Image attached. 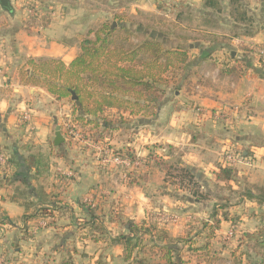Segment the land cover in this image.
<instances>
[{
  "label": "crops",
  "instance_id": "crops-1",
  "mask_svg": "<svg viewBox=\"0 0 264 264\" xmlns=\"http://www.w3.org/2000/svg\"><path fill=\"white\" fill-rule=\"evenodd\" d=\"M85 1L86 4L83 0H11L12 11L0 5V81L6 86L0 88V94L5 90L14 93L16 104L24 105L22 113L16 104L0 112V147L7 152L9 161L6 169L0 168V216L13 222L7 230L0 228V264L57 263L67 258L93 263L100 257L109 264H122L121 244L106 238L92 239L99 234L94 230L91 234L86 225L90 217L84 205L90 203L111 237L126 231L119 221L111 220L117 213L136 222L152 220L162 228L159 215L178 208L183 216L164 227L175 238L186 233L188 214L211 222V202L225 196L229 198L226 211L239 222L222 220L216 234L220 238L232 225L239 229L237 236H241L242 227L246 233L249 220L259 221L264 208L248 196L249 192L255 194L256 186L264 187V66L254 54L264 44V0H244L255 20L253 35L233 37L228 44L200 39L185 43L191 50L186 73L182 79L180 72L168 77L170 84L165 86V98L156 118L130 116L126 124L103 133L102 129L75 119L69 99H57L43 87L26 86L19 81L20 67L29 58H59L67 64L76 58L80 42L94 27L91 18L98 9L94 0ZM149 1H141L138 8L157 9L156 0ZM171 1L173 24L162 37L168 35L174 46L184 43L185 34H207L203 27L192 23L199 16L177 20L183 8L192 15L218 17L221 25L229 29L235 24L228 0H220L221 13L203 7L202 0ZM35 3L41 9L32 18L26 7ZM178 30L183 33V40L177 36ZM205 54L211 56L204 57ZM240 56L247 59L248 66L240 62ZM227 66L241 74H230L225 70ZM220 110L226 111L230 119L212 117L211 112ZM24 112L32 117V131L22 120ZM65 115L80 131L78 138L66 136ZM57 126L64 138L59 145L55 144ZM101 133L103 137H98ZM96 145L130 150L144 159L154 155L169 164L192 168L203 183L202 188L208 191L212 190L210 183L217 182L215 173L228 150L242 151L251 165L245 161L237 163L235 181L217 182L229 186L231 191H209L214 199L200 202L184 191L182 195L178 193L177 186L167 181L169 173L156 167L154 160L143 161L135 171H125L124 176L123 168L102 163ZM145 173L146 180L138 177ZM48 206L53 222L34 230L40 218L26 222L25 215ZM206 230L199 231L200 239ZM147 257L158 259L149 251Z\"/></svg>",
  "mask_w": 264,
  "mask_h": 264
},
{
  "label": "trees",
  "instance_id": "trees-1",
  "mask_svg": "<svg viewBox=\"0 0 264 264\" xmlns=\"http://www.w3.org/2000/svg\"><path fill=\"white\" fill-rule=\"evenodd\" d=\"M228 2L229 14L235 24L231 28L232 34L225 41L219 42L227 44L233 37L251 36L255 33V20L249 15L245 1L228 0ZM202 3L203 7L214 12L221 13L223 10L220 0H202ZM197 16L201 22L195 27H203L204 31H210L209 25H212L211 29L220 27L218 17L209 14L192 15V12L186 8L180 11L177 20L181 22L186 19L193 20ZM113 22L116 23L115 26H112ZM137 31V27L130 28L124 24V15L116 14L111 22H105L99 28L89 31L80 42V53L69 64L59 58H29L20 67L19 81L26 86L43 87L57 99H69L75 119L102 129V133L114 128L115 125L126 124L130 116L142 115L154 119L165 98V86L170 84L168 77L180 72L182 79L191 55L183 45L165 46L161 40L164 33L161 31V33H156L155 30L144 31L142 39H135L134 33ZM213 41L218 42L216 39ZM209 56L211 54H205L204 57ZM240 62H243L245 67L248 66L247 59L243 58ZM260 63L264 66L263 59H260ZM226 68L225 70L234 76L241 74L234 67ZM73 93L77 96L76 100L72 99ZM113 110L116 117L112 114ZM102 133L98 137H103ZM113 151L116 155L131 160L141 159L147 163L154 160L156 167L166 170L169 174L174 171L173 166L176 165L169 164L154 155L144 159L130 150L113 149ZM241 153L247 158L242 151ZM181 170L190 179L194 177L198 179L192 168L181 166ZM138 177L146 180L148 174ZM237 177L236 167L224 162L218 165V171L215 173L217 182L227 184L235 181ZM255 190V194L249 192L248 196L256 199L260 205H264V187L256 186ZM205 198L206 195H201L195 200L201 202ZM218 199L221 203L219 207L218 205L213 207L211 222L204 223V228L208 229V233L203 236L206 238V243L201 247L193 249L189 247V249L196 251L207 249L222 220H231L235 224V218L230 217L226 211L229 198L219 196ZM84 209L90 217L86 225L90 227L91 234L93 230L99 234L92 236L93 240L106 238L113 244L123 246L122 264H186L183 260L185 242L190 245L196 243L194 239L187 237L171 238L166 228H158L157 223L152 220L136 222L133 219H123L119 213L111 220L119 221L125 226L126 231L111 237L100 217L95 213L96 207L84 205ZM36 218H48L51 224L54 215L48 206L36 209L34 213L24 217L26 222ZM12 226L13 222L9 218L0 216V228L7 230ZM260 232L257 235L247 234L253 241L252 247L256 253L255 259L252 258L250 261L251 264H264V229ZM148 251L158 256L156 263L148 259ZM42 264H109V262L100 257L93 263H77L72 258H67L57 263Z\"/></svg>",
  "mask_w": 264,
  "mask_h": 264
},
{
  "label": "rangeland",
  "instance_id": "rangeland-1",
  "mask_svg": "<svg viewBox=\"0 0 264 264\" xmlns=\"http://www.w3.org/2000/svg\"><path fill=\"white\" fill-rule=\"evenodd\" d=\"M84 1V4H86V1ZM96 4L98 5V9L95 15H93L94 18H91L92 25H94L93 29L99 28L103 23L105 22H111L114 19V16L116 14L124 15V24L127 26H130V28L137 27L138 31L134 33L135 39H142L144 37L143 33L144 31H152L155 30L156 33L163 32L164 34L169 33L167 30L168 28L172 26V17H171V11L174 8V3L171 0H156V7L157 9L151 10L149 7L145 10H141L138 7H134V5L140 3L141 1H145L147 4L150 3L149 0H94ZM30 5V4H29ZM151 5V4H150ZM219 19V18H218ZM201 19H195L192 23L193 25L197 26L200 24ZM221 20L219 19V28H212V25L210 27V31H206L207 34L197 33L194 32V34H185L181 33L179 30L177 32V36L180 37L181 40L182 37H185L184 43L180 44L185 46L186 49L189 50L191 55V50L187 44H185L188 40L192 39H200L201 41L205 42H211L216 43L213 40L216 39L218 42H223L229 35L232 34L231 29L224 27L221 25ZM191 22V21H190ZM113 24V23H112ZM161 31V32H160ZM184 32V30H181ZM168 36V35H167ZM167 36H164L161 38L163 40V43L167 47L174 46V40H170L167 38ZM195 37V38H194ZM174 171H172L169 174V177L167 178V181L173 184V186H177V191L179 190L181 195L182 193L186 192L185 195H188L191 199L195 200L196 197H200L201 195H206L207 198L203 200H209L214 199L213 195L210 196L209 191L206 189V187L202 188V184L194 177L193 179H190L185 174H183V171L181 170V166L175 165ZM237 169V168H236ZM238 170V169H237ZM249 185V184H247ZM211 191L214 193H228L231 191V188L229 186H221V184L217 182H211ZM249 187V186H246ZM184 191V192H183ZM210 191V192H211ZM216 201H212L213 204L210 209L211 211L208 213V215H211L213 207L221 203V201L216 198ZM223 203V202H222ZM179 210V211H178ZM263 212H261L259 216V221L257 219L249 220V227L250 228L246 233L243 231V227L241 228L242 232L240 233L241 236L235 235L230 240H225L223 238V235H220L219 238L216 234L213 239L210 241V246L203 250L196 251L191 250L189 247H201L206 243V240L200 239V233L199 231L204 228V223L210 222V219L208 221L203 220L200 218L199 215H191L188 214L186 216L189 217L188 220H186L187 225L185 224L183 236L190 239H194L196 243L193 245L187 244L185 242L184 252H183V260L186 264H251V260H253L256 257V253L254 252V249L252 247L253 241L249 238L247 234H253L257 235L258 232H260L261 229H264V208L261 209ZM178 217V220L183 216L180 209L177 208L176 211L173 212ZM239 221H236L235 224H238ZM158 223L161 224V227H167L168 222L165 221V218L163 220H158ZM196 223V224H194ZM255 229V230H254ZM199 233V234H198ZM206 233H208V230H206ZM198 234V235H197ZM197 235V236H196ZM196 237V239H195ZM173 238V237H171ZM178 237H175L173 239H176ZM182 244H180V247ZM153 263H156L158 261L157 258L151 260Z\"/></svg>",
  "mask_w": 264,
  "mask_h": 264
},
{
  "label": "built area",
  "instance_id": "built-area-1",
  "mask_svg": "<svg viewBox=\"0 0 264 264\" xmlns=\"http://www.w3.org/2000/svg\"><path fill=\"white\" fill-rule=\"evenodd\" d=\"M39 5V4H38ZM36 3L34 5L30 4L27 5L26 10L27 13L29 14L30 17H36L38 11L40 12L41 7L38 6ZM254 54L256 57L260 60H264V44L260 45L254 50ZM239 59H242L241 56ZM199 112L205 113L203 109H197ZM212 117L215 119H230L229 115L226 113V111H215L211 112ZM22 120L28 124V129L29 131H32L34 129L33 123H32V117L29 112H24L22 114ZM63 126L65 128V133L67 137H70L71 139L78 138L80 135V131L77 129L76 124L72 121V119L69 116L64 117L63 119ZM98 151L101 152V159L103 164H108L112 167H121L124 170V176H127L125 171L130 172V171H135L138 169L142 164L143 160L141 159H135L131 160L126 157L116 155L113 151L108 146H102V145H96L95 146ZM247 162V164H250L249 161H246L244 156L242 155L241 151H237L234 149L228 150L227 153L224 155V163L230 166H235L237 163L240 162ZM8 156L7 152L0 147V168L4 169L8 167ZM128 174V173H127ZM90 200L88 199L87 202ZM90 205L94 206V204ZM159 218L163 220L165 218V221H177L178 217L173 214V213H161L159 215ZM49 225V219L48 218H40L38 225L34 228V230L38 229L39 227H46ZM239 233V229L232 225L226 232L222 233L223 238L225 240H230L232 239L235 235Z\"/></svg>",
  "mask_w": 264,
  "mask_h": 264
},
{
  "label": "clouds",
  "instance_id": "clouds-1",
  "mask_svg": "<svg viewBox=\"0 0 264 264\" xmlns=\"http://www.w3.org/2000/svg\"><path fill=\"white\" fill-rule=\"evenodd\" d=\"M140 6H141L140 3L134 5V7H140ZM0 88H6L3 81H0ZM12 104H16L15 94L14 93H8L5 90L2 94H0V112H6L7 108ZM16 108H17L18 112L22 113L24 111V105L23 104H16Z\"/></svg>",
  "mask_w": 264,
  "mask_h": 264
},
{
  "label": "water",
  "instance_id": "water-1",
  "mask_svg": "<svg viewBox=\"0 0 264 264\" xmlns=\"http://www.w3.org/2000/svg\"><path fill=\"white\" fill-rule=\"evenodd\" d=\"M0 5L6 11H12V3H11V0H0ZM115 25H116V23L113 22V25L112 26H115ZM72 99L73 100H76L77 99V96H76L75 93H73ZM63 141H64V138H63L62 133H61V127L60 126H57L56 127L55 144L56 145H59Z\"/></svg>",
  "mask_w": 264,
  "mask_h": 264
}]
</instances>
